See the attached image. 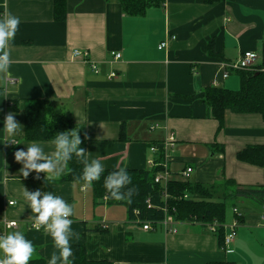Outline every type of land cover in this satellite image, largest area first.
Segmentation results:
<instances>
[{
    "label": "crops",
    "instance_id": "obj_1",
    "mask_svg": "<svg viewBox=\"0 0 264 264\" xmlns=\"http://www.w3.org/2000/svg\"><path fill=\"white\" fill-rule=\"evenodd\" d=\"M66 8L60 21L54 0H0V17L8 12L21 21L9 47V72L0 75V235L24 233L35 247L32 259L48 263L55 251L44 228L33 227L25 188L51 192L73 206L71 228L79 239L71 246L84 245L92 260L264 264V199L239 198L230 206L226 225L237 223V236L226 251L206 226L180 222L176 233L145 231L125 204L96 200L84 183L48 180L35 172L25 178L14 158L32 142L47 155L55 151L52 141L24 138L25 102L45 98L84 128L86 155L100 160L104 170H146L152 159L162 165L166 153L151 147L173 137L171 180L213 185L230 179L264 189V165L238 158L250 146H264L262 115L227 110L219 128L204 101L205 90L215 83L239 90L238 73L228 78L223 73L243 52L254 51L264 60V0H165L142 16L125 14L116 0H67ZM74 50L86 56L75 57ZM112 53L121 58L115 61ZM112 72L118 76L112 78ZM10 112L23 128L8 139L19 144L5 143L4 117ZM189 167L193 171L185 180L182 172ZM6 221L18 226L5 231Z\"/></svg>",
    "mask_w": 264,
    "mask_h": 264
},
{
    "label": "trees",
    "instance_id": "obj_2",
    "mask_svg": "<svg viewBox=\"0 0 264 264\" xmlns=\"http://www.w3.org/2000/svg\"><path fill=\"white\" fill-rule=\"evenodd\" d=\"M110 1V0H108ZM120 3L127 15L142 16L151 7L162 6L165 0H116ZM221 0H205L207 3H215ZM67 0H54V15L56 20L64 21L67 16ZM210 52L215 55L210 44ZM240 77L239 90H230L221 86L207 88L204 101L210 106L212 116L219 121V128L223 127L227 110L234 113H256L264 118V60L254 69L238 71ZM25 140L27 141H52L58 133L78 130L82 140L80 147L87 151L88 139L84 128L77 125L72 115L61 112L50 99L40 98L25 102ZM159 151L162 145L157 144ZM238 158L252 164L264 165V146H250L238 153ZM162 166V165H161ZM157 165L150 169H126L131 177V184L127 188H135L136 194L132 197V203L125 200H114L108 197L104 187V178L113 171L104 170L101 179L94 181L91 188L95 199L107 198V203L125 204L130 218H134L133 211L139 209L141 217L146 220H157L164 216L163 207H167L179 222L195 223L208 227L217 223L216 234L220 244L224 246L225 225L227 212L230 206L235 205L239 198H251L257 201L264 199V189L256 187H241L233 180L226 179L222 183L203 185L190 181H169L167 187L155 182L156 175L163 170ZM84 165L74 154L68 161L66 173L54 179L58 182H77L82 175ZM78 183H84L80 180ZM123 189V191H126ZM165 193L168 198L165 199ZM150 200L152 208H148ZM73 255L69 258V264H113L108 260H92L88 257L84 245L73 246ZM29 264H48L43 257H36ZM208 264H236L235 262H212Z\"/></svg>",
    "mask_w": 264,
    "mask_h": 264
},
{
    "label": "clouds",
    "instance_id": "obj_3",
    "mask_svg": "<svg viewBox=\"0 0 264 264\" xmlns=\"http://www.w3.org/2000/svg\"><path fill=\"white\" fill-rule=\"evenodd\" d=\"M21 21L19 17L8 12L0 17V75H7L11 66L9 47ZM23 126L18 123L13 113L4 117L5 143L19 144L8 137L17 135ZM55 151L51 155L45 154L43 148L36 142L27 146V150L18 149L14 153L15 161L22 164L20 173L27 178L31 172L45 173V179L59 178L67 167L73 154L84 165L82 175L77 182L82 180L84 187H90L94 181H99L104 172V166L98 159L89 161L84 148L80 147L82 140L78 130L58 133L52 140ZM131 184V177L125 168L111 172L104 178V187L108 193L107 198L117 201L125 200L132 203V197L136 194L135 188H127ZM123 191V189H126ZM24 198L28 201L34 217V226L37 230L41 227L51 236L55 251L51 254L48 264H69V258L73 255L72 239H79V233L75 232L71 225L74 208L62 197L51 192L28 191L24 188ZM9 203H12L11 201ZM0 252L4 254L0 258V264H29L35 252L33 243L20 231H12L0 235Z\"/></svg>",
    "mask_w": 264,
    "mask_h": 264
},
{
    "label": "built area",
    "instance_id": "obj_4",
    "mask_svg": "<svg viewBox=\"0 0 264 264\" xmlns=\"http://www.w3.org/2000/svg\"><path fill=\"white\" fill-rule=\"evenodd\" d=\"M164 46H166V43H162L159 48L162 49ZM73 53H74L75 57H80L82 54H84L86 56V53H82V51H80V50H74ZM112 55H113V58L115 61L119 60L121 58L120 53H112ZM90 64H91L92 71L98 73L97 65L95 63H90ZM259 64H261V59H260V55L258 53L254 52V51L243 52L236 62L228 63L225 65L226 70L223 73V78H228L229 75L233 72L254 69ZM117 76H118V74L116 72L111 73L112 78H115ZM214 86H219V84L215 83ZM173 141H174V138L171 137L169 140H166V141L160 143L162 145V151H164L166 153V156H165L166 160L162 164L163 170L156 175L155 182L162 184L164 188L167 187L168 182L171 180V172L168 169V162L171 160V156L168 155V151H169L170 146H172ZM159 150L160 149L156 145L151 147V151L154 153L158 152ZM150 164L152 167L159 165L154 161V159L150 160ZM192 171H193V168H191V167L184 170L182 172V178L185 180L187 178H189ZM38 177L40 179L42 178L41 176H38ZM164 198L165 199L168 198V195L166 193H165ZM11 202H12V203H10L11 205L15 204L14 201H11ZM147 203H148V208L153 207L150 200H148ZM163 212H164V216L161 219L146 220V219H143L141 217V211L139 209H135L133 211L135 220L142 225V227L145 231H151V230L160 228L163 231H165L166 233H176L177 232L176 226L180 222L175 218V216L169 211V209L167 207H163ZM17 226H18L17 221H6L5 225H4V229H5V231H7L8 229L15 228ZM33 227H35V226L33 225ZM224 227H225L226 233H225V237H224L223 248L227 251L228 249H230V247L233 245V243L236 239L237 223H234L232 225H225ZM208 228L213 233H216L217 228H218V224L217 223L211 224L208 226ZM2 235H4V233H2Z\"/></svg>",
    "mask_w": 264,
    "mask_h": 264
},
{
    "label": "bare ground",
    "instance_id": "obj_5",
    "mask_svg": "<svg viewBox=\"0 0 264 264\" xmlns=\"http://www.w3.org/2000/svg\"><path fill=\"white\" fill-rule=\"evenodd\" d=\"M162 167V166H161Z\"/></svg>",
    "mask_w": 264,
    "mask_h": 264
}]
</instances>
